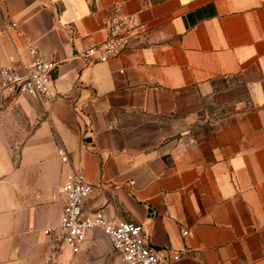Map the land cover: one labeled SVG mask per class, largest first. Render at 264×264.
Instances as JSON below:
<instances>
[{
	"label": "crops",
	"instance_id": "crops-1",
	"mask_svg": "<svg viewBox=\"0 0 264 264\" xmlns=\"http://www.w3.org/2000/svg\"><path fill=\"white\" fill-rule=\"evenodd\" d=\"M114 3L139 33L91 62ZM10 57L54 62V96L0 91V264H47L74 166L169 264H264V0H0ZM52 264L122 263L93 228Z\"/></svg>",
	"mask_w": 264,
	"mask_h": 264
},
{
	"label": "built area",
	"instance_id": "built-area-1",
	"mask_svg": "<svg viewBox=\"0 0 264 264\" xmlns=\"http://www.w3.org/2000/svg\"><path fill=\"white\" fill-rule=\"evenodd\" d=\"M118 6V3L113 4L114 12L105 20L107 37L84 50L83 55L91 62L108 61L120 56L139 33L141 26L132 16L120 13ZM27 49L33 55L38 52L29 39ZM9 60V64H0V91L27 93L45 100L54 96V62L36 59L23 63L14 57ZM56 153L62 162L69 161L68 151L62 143L58 144ZM95 189L96 186L86 179L82 169L74 166L60 189L63 205L59 222L43 229L48 239L47 264L56 261L65 249L73 255L79 252L88 231L93 228H100L108 237L122 264H169L178 259V252L165 253L152 247L138 222H113L102 209L87 211L86 202ZM182 233L186 235L187 230Z\"/></svg>",
	"mask_w": 264,
	"mask_h": 264
}]
</instances>
